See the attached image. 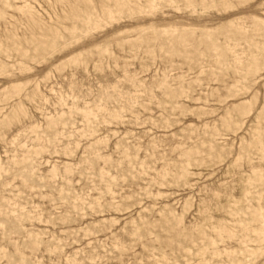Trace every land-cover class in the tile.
Instances as JSON below:
<instances>
[{
  "label": "rangeland",
  "instance_id": "rangeland-1",
  "mask_svg": "<svg viewBox=\"0 0 264 264\" xmlns=\"http://www.w3.org/2000/svg\"><path fill=\"white\" fill-rule=\"evenodd\" d=\"M0 264H264V0H0Z\"/></svg>",
  "mask_w": 264,
  "mask_h": 264
}]
</instances>
